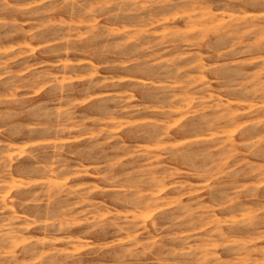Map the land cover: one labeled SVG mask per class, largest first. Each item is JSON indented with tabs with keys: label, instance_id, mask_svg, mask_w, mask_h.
Returning <instances> with one entry per match:
<instances>
[{
	"label": "rangeland",
	"instance_id": "1",
	"mask_svg": "<svg viewBox=\"0 0 264 264\" xmlns=\"http://www.w3.org/2000/svg\"><path fill=\"white\" fill-rule=\"evenodd\" d=\"M0 183V264H264V0H0Z\"/></svg>",
	"mask_w": 264,
	"mask_h": 264
},
{
	"label": "bare ground",
	"instance_id": "2",
	"mask_svg": "<svg viewBox=\"0 0 264 264\" xmlns=\"http://www.w3.org/2000/svg\"><path fill=\"white\" fill-rule=\"evenodd\" d=\"M189 2H190V1H189ZM200 3H201V1H200ZM204 5H205V3H204ZM202 6H203V5H202ZM202 6H201V7H202ZM191 7H192V6H191ZM209 9H210V8H209ZM207 10H208V9H207ZM208 11H210V10H208ZM202 12H203V9H202ZM202 12H201V13H202ZM201 13H200V14H201ZM211 13H212V12H211ZM203 14H204V13H203ZM202 18H203V17H202ZM204 18H205V17H204ZM191 20H192V19H191ZM160 39H161V38H160ZM196 63H197V62H196ZM188 81H189V79H188ZM195 81H196V80H195ZM179 108H180V107H179ZM252 108H253V107H252ZM180 109H181V108H180ZM257 121H258V119H257ZM221 130H222V128H221ZM233 131H234V130H233ZM233 131H232V132H233ZM214 134H215V133H214ZM214 134H213V135H214ZM214 136H215V135H214ZM210 137H212V136H210ZM11 177H12V176H11ZM54 181H55V180H54ZM12 182H13V181H12ZM48 182H49V181H48ZM51 182H52V180H51ZM0 184H1V183H0ZM4 184H6V183H4ZM11 186H13V185L11 184ZM57 187H58V186H57ZM8 188H9V187H8ZM159 191H161V190H159ZM159 191H158V192H159ZM151 194H152V193H150V195H151ZM70 195H71V194H70ZM151 196H153V194H152ZM152 201H153V199H152ZM5 203H6V202H5ZM5 205H6V204H5ZM145 211H146V210H145ZM59 226H60V225H59ZM205 226H206V225H205ZM9 227H11V226H9ZM7 231H8V230H7ZM7 231H5V232H7ZM14 231H15V230H14ZM11 232H13V230H11ZM218 232H219V231H218ZM6 234L8 235V233H6ZM18 234H19V233H18ZM220 234H221V233H220ZM15 240H16V239H15ZM27 240H28V239H27ZM23 241H24V240H23ZM41 241H42V240H41ZM204 243H205V242H204ZM213 244H214V243H213ZM17 246H18V244H17ZM2 248H3V247H2ZM10 249H12V248H10ZM57 250H58V249H57ZM42 252H43V251H42ZM10 254H11V253H10ZM212 254H213V253H212ZM206 256H208V255H206ZM40 259H41V258H40Z\"/></svg>",
	"mask_w": 264,
	"mask_h": 264
}]
</instances>
